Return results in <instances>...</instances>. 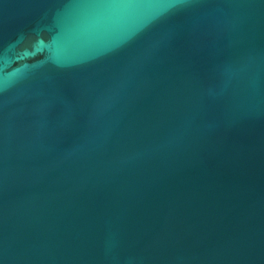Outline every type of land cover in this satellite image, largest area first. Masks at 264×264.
<instances>
[{"label":"water","instance_id":"95a60500","mask_svg":"<svg viewBox=\"0 0 264 264\" xmlns=\"http://www.w3.org/2000/svg\"><path fill=\"white\" fill-rule=\"evenodd\" d=\"M0 264H264V0H0Z\"/></svg>","mask_w":264,"mask_h":264}]
</instances>
